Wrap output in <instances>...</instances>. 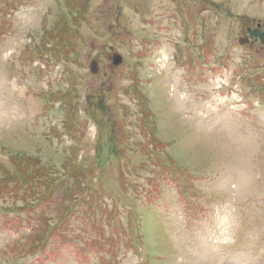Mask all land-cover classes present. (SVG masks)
Instances as JSON below:
<instances>
[{
	"label": "rangeland",
	"instance_id": "obj_1",
	"mask_svg": "<svg viewBox=\"0 0 264 264\" xmlns=\"http://www.w3.org/2000/svg\"><path fill=\"white\" fill-rule=\"evenodd\" d=\"M0 10V264H264V0Z\"/></svg>",
	"mask_w": 264,
	"mask_h": 264
},
{
	"label": "water",
	"instance_id": "obj_2",
	"mask_svg": "<svg viewBox=\"0 0 264 264\" xmlns=\"http://www.w3.org/2000/svg\"><path fill=\"white\" fill-rule=\"evenodd\" d=\"M251 36L256 37V38H260L261 42L264 44V33H260L259 31H253V32H251ZM122 61H123L122 57L119 56V55H116L114 57L113 63H114L115 66H118V65H120L122 63ZM91 71L93 73H97L98 72V65H97L96 62L92 63Z\"/></svg>",
	"mask_w": 264,
	"mask_h": 264
},
{
	"label": "trees",
	"instance_id": "obj_3",
	"mask_svg": "<svg viewBox=\"0 0 264 264\" xmlns=\"http://www.w3.org/2000/svg\"><path fill=\"white\" fill-rule=\"evenodd\" d=\"M1 12H2V10H0ZM1 15L5 18L6 17V15L5 14H3V13H1ZM4 18H3V21H4ZM8 23V22H7ZM7 23H5V22H1V17H0V30L2 31V29L4 28L5 30H6V32H8L9 31V29L7 28Z\"/></svg>",
	"mask_w": 264,
	"mask_h": 264
}]
</instances>
